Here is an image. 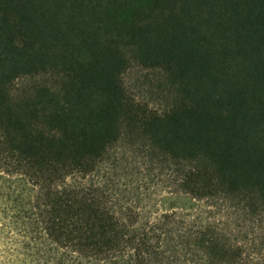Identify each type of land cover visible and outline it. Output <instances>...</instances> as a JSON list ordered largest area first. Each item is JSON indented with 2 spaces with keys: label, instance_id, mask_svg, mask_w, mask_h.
Returning <instances> with one entry per match:
<instances>
[{
  "label": "trees",
  "instance_id": "16d2710c",
  "mask_svg": "<svg viewBox=\"0 0 264 264\" xmlns=\"http://www.w3.org/2000/svg\"><path fill=\"white\" fill-rule=\"evenodd\" d=\"M6 229L52 264H264V0H0Z\"/></svg>",
  "mask_w": 264,
  "mask_h": 264
},
{
  "label": "rangeland",
  "instance_id": "374dc122",
  "mask_svg": "<svg viewBox=\"0 0 264 264\" xmlns=\"http://www.w3.org/2000/svg\"><path fill=\"white\" fill-rule=\"evenodd\" d=\"M126 84L138 100L150 102L151 106L159 107L161 104L152 99L150 95L151 85L147 78V72L140 68L129 71L125 76ZM0 264H52L49 259H38L35 253L38 252L40 240L32 239L26 233L20 231L0 230ZM34 237H36L33 234ZM29 254H32L31 258ZM33 260V261H32ZM72 264H85L80 260Z\"/></svg>",
  "mask_w": 264,
  "mask_h": 264
}]
</instances>
